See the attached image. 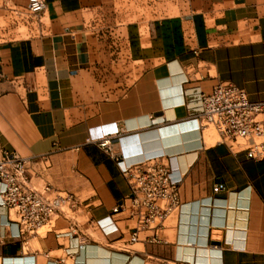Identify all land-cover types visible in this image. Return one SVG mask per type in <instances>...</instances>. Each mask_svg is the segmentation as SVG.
Masks as SVG:
<instances>
[{
	"label": "crops",
	"instance_id": "obj_1",
	"mask_svg": "<svg viewBox=\"0 0 264 264\" xmlns=\"http://www.w3.org/2000/svg\"><path fill=\"white\" fill-rule=\"evenodd\" d=\"M27 3L0 0V17ZM33 17L37 31L0 40V153L77 202L34 232L0 204V264H264V157L197 117L221 82L264 101V0H45ZM155 155L180 203L131 240L138 215L113 211L131 193L117 162Z\"/></svg>",
	"mask_w": 264,
	"mask_h": 264
},
{
	"label": "built area",
	"instance_id": "obj_2",
	"mask_svg": "<svg viewBox=\"0 0 264 264\" xmlns=\"http://www.w3.org/2000/svg\"><path fill=\"white\" fill-rule=\"evenodd\" d=\"M45 8V0H28L26 13L36 16ZM3 75L0 74V79ZM264 101H251L244 89L231 82L216 84L208 93H201L197 117L200 129H211L218 142L234 148L244 145L247 155L254 159L264 157ZM98 145L112 151V139L103 138ZM121 172L127 177L131 193L113 208L114 212L129 208L138 215V225L131 240L143 226L162 220L173 207L179 205L178 180L172 176V167L163 155L151 156L131 164L118 160ZM26 161L14 153H0V204L13 211L15 221L26 232H34L52 223L64 205L77 202L72 193L49 195L50 186L36 189L27 183ZM223 188V185H219Z\"/></svg>",
	"mask_w": 264,
	"mask_h": 264
},
{
	"label": "rangeland",
	"instance_id": "obj_3",
	"mask_svg": "<svg viewBox=\"0 0 264 264\" xmlns=\"http://www.w3.org/2000/svg\"><path fill=\"white\" fill-rule=\"evenodd\" d=\"M18 20V28L16 30H13V25L17 24ZM39 28V21L37 17H33L31 15H22V16H17L15 14L13 17H0V40L11 37L12 35L18 34V32L21 35H26L29 32H32L34 29L36 31ZM207 136H213V131L210 129L207 131ZM42 231V230H41Z\"/></svg>",
	"mask_w": 264,
	"mask_h": 264
}]
</instances>
